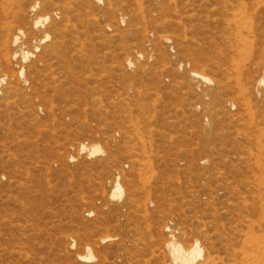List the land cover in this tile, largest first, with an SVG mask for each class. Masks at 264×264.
<instances>
[{
    "label": "rangeland",
    "instance_id": "obj_1",
    "mask_svg": "<svg viewBox=\"0 0 264 264\" xmlns=\"http://www.w3.org/2000/svg\"><path fill=\"white\" fill-rule=\"evenodd\" d=\"M112 1L110 16L96 1L92 13L75 21L78 37L65 36L45 55L32 73L29 99L20 94L10 100L14 108L0 107V264H96L82 258L84 245L107 234L116 238L101 247L108 264H156L159 227L188 208L186 202L219 186L230 198L264 195L259 96L250 93L246 106L230 115L192 105L191 71L218 78L228 69L223 42L195 35L188 22L185 34L178 33L171 0ZM94 144L101 151L91 155L86 149ZM234 150L242 164L210 155ZM136 163L151 165L147 185H136L147 204L128 217L129 209L114 210L109 195L115 170ZM199 208L205 207L193 203L189 215Z\"/></svg>",
    "mask_w": 264,
    "mask_h": 264
},
{
    "label": "bare ground",
    "instance_id": "obj_2",
    "mask_svg": "<svg viewBox=\"0 0 264 264\" xmlns=\"http://www.w3.org/2000/svg\"><path fill=\"white\" fill-rule=\"evenodd\" d=\"M96 1H103L102 8L109 16L113 13L112 0H0V107L14 108L15 104L10 100L20 94L26 99L31 97L34 88L32 73L39 69L40 64H44L45 55H52L57 51L59 43L65 36L74 34L73 37H78L79 27L75 21H80L83 15L92 13V9L97 5ZM171 5L170 10L175 16L178 33L185 34L188 22L195 35L206 36L211 42H223L224 51L230 55L228 69L218 74V78L204 72L191 71L189 82L192 84L191 89L194 87L190 95L195 99L193 107L202 106L203 112L217 109L216 112L221 110L222 113L230 115L234 107L240 112L241 107L246 106L249 94L252 93L259 96V101L263 105L260 116L264 120V0H171ZM42 11L47 13L39 16ZM121 20L124 21L125 17L121 16ZM164 39L170 40L167 36H164ZM200 59H196V65L202 63ZM126 64L131 65V60L126 59ZM247 107L246 111H249ZM19 113L24 117L31 114L30 110L27 113L23 109H19ZM12 140L16 142L13 138ZM81 149L85 150L86 147L82 145ZM86 150L92 155L100 152L101 148L94 144ZM150 153L145 151L143 154ZM210 155L218 156V159L227 158L231 166L242 164V160L238 158L240 155L238 156V151L235 150L210 151ZM211 159L213 161L212 157ZM200 163L209 165L211 160L202 158ZM148 169H151V165L136 163L132 165L130 171L121 168L115 170V179L112 181L109 195L114 210L119 206L125 207L126 210L129 209L125 215L131 217L137 216L133 214L146 207L147 201L138 198L136 185L138 182L147 185L145 170ZM216 174L223 175L219 169ZM97 185L102 184L99 181ZM233 195L235 197L232 198L225 196L219 186L205 198L198 196L195 197V201L186 202L188 208L172 214L169 223L165 220L159 227L163 238L160 239L157 235L160 239L157 238L158 254L154 255V252L148 251L154 255V262L264 264V195L261 193L252 196L239 193ZM193 203L203 205L205 208L201 210L199 208L198 212L192 211L189 215L188 209ZM145 210L140 213L143 217L144 213H148ZM147 216L145 217L148 218ZM175 218L180 219L179 224L174 222ZM102 219L109 222L112 216H102ZM139 228L140 231L143 229ZM109 229L112 231L115 225ZM144 232L148 234L147 231ZM140 233L136 234L141 236ZM114 239H116L114 236L107 234L84 245L87 254L82 258L95 262L97 260L96 264H102L106 259V254L101 251L102 244L110 242V246L115 245ZM146 246L148 247L147 244ZM141 261L144 259H140L139 263H142Z\"/></svg>",
    "mask_w": 264,
    "mask_h": 264
}]
</instances>
